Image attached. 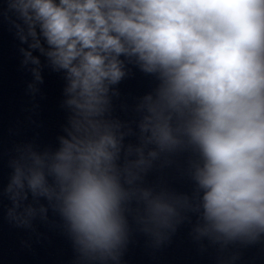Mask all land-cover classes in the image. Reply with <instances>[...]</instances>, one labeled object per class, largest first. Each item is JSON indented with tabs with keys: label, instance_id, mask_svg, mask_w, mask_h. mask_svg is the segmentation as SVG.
Masks as SVG:
<instances>
[{
	"label": "clouds",
	"instance_id": "clouds-1",
	"mask_svg": "<svg viewBox=\"0 0 264 264\" xmlns=\"http://www.w3.org/2000/svg\"><path fill=\"white\" fill-rule=\"evenodd\" d=\"M8 7L21 21L20 39L31 37L30 47L64 73L71 109L56 150L27 146L10 161L3 190L10 221L30 226L37 209L29 197L45 199L66 223L79 264L118 262L128 215L158 237L160 229L175 232L182 208L196 214L197 238L226 247L264 236V0H8ZM25 56L42 82L40 59ZM129 64L158 81L137 107L138 135L110 118L109 93ZM129 136L136 142L125 143ZM177 150L198 157L194 204L138 183L161 153Z\"/></svg>",
	"mask_w": 264,
	"mask_h": 264
},
{
	"label": "water",
	"instance_id": "water-1",
	"mask_svg": "<svg viewBox=\"0 0 264 264\" xmlns=\"http://www.w3.org/2000/svg\"><path fill=\"white\" fill-rule=\"evenodd\" d=\"M18 23L21 21L9 10L8 0H0V264H79L66 223L48 201L29 197L37 209L30 226H17L7 215L11 201L3 190L12 174L10 161L27 146L40 153L56 150L71 115L65 103L64 73L55 71L39 50L30 47L31 37L20 39L15 27ZM26 52L40 59L42 82L35 79L33 69L37 65L26 58ZM127 67L128 75L109 93L110 118L138 135L137 107L158 81L133 64ZM129 141L135 143L136 136L127 137L125 143ZM197 159L192 150L161 153L138 183L156 193L187 194L194 204ZM41 204L47 207L45 213L39 211ZM178 210L180 222L175 232L160 229V237L155 234L157 230L145 232L144 225L128 215L123 255L109 264H264V236L255 243L235 242L225 247L208 237L197 238L196 214L186 208Z\"/></svg>",
	"mask_w": 264,
	"mask_h": 264
}]
</instances>
